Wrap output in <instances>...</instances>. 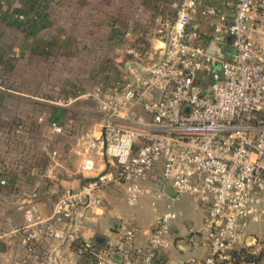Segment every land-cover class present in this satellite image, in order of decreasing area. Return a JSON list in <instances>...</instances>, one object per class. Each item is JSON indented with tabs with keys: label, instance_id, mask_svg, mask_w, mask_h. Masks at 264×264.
Here are the masks:
<instances>
[{
	"label": "built area",
	"instance_id": "1",
	"mask_svg": "<svg viewBox=\"0 0 264 264\" xmlns=\"http://www.w3.org/2000/svg\"><path fill=\"white\" fill-rule=\"evenodd\" d=\"M6 1L0 0L1 10ZM197 4L177 3L159 47L127 45L126 75L86 93L102 120L99 135L77 136L79 168L91 173L101 159L107 170L78 189L64 188L48 215L26 207L24 225L0 229V240L20 235L19 246L32 251L35 243L77 237L86 212L101 205L103 187L124 184L133 205L152 181L158 185L152 207L157 208L166 186L204 207L207 254L178 264H239L264 251V238L247 232L264 212V50L249 35L251 15L264 9V0H235L230 18L216 7L206 8L216 17L214 33L229 35L235 49L231 59L208 53L211 46L201 41L199 24L192 19ZM124 37H133L132 29ZM53 129L61 131L55 124ZM176 217L166 203L141 248L130 222L111 252L81 243L79 251L87 254L82 264H160L157 253L167 245ZM248 236L253 242H246Z\"/></svg>",
	"mask_w": 264,
	"mask_h": 264
},
{
	"label": "crops",
	"instance_id": "2",
	"mask_svg": "<svg viewBox=\"0 0 264 264\" xmlns=\"http://www.w3.org/2000/svg\"><path fill=\"white\" fill-rule=\"evenodd\" d=\"M53 1L55 0H7V8L3 11L0 9L2 230L24 225L23 210L30 205L34 206L38 214L48 215L64 188L78 189L84 180L107 170L101 159H96L95 170L88 174L82 173L76 139L83 130L90 131L95 136L100 131V123L93 119L94 112H99L96 105L90 109L79 107L81 102L93 101L86 93L99 83L107 84L115 80L112 76L100 78L83 69L82 62L87 57L84 49H92L94 42L89 41L84 45L82 25L79 29L73 28L72 24L71 27L66 25L64 16L67 13L60 7L69 0H56L61 1L58 8H54L56 5H52ZM109 1L110 6L107 5L105 13L113 17L111 19L128 9V6L116 7L117 0ZM234 1L198 0L192 19L199 24L203 43L211 47L215 44H229L226 31L214 33L216 17L208 15L206 8L216 7L230 18ZM146 2L147 0H143L141 5L138 4V10L146 11ZM97 8L91 13L97 14ZM81 9L76 4L74 13L71 14L74 19L89 15V11ZM19 14L24 16L22 20L14 17ZM111 19L104 26L107 31L105 44L109 49L118 47L124 50L129 44L116 37L121 29L118 22ZM10 21L12 23H8ZM95 29V32H102L100 27ZM6 32L12 33L10 40L6 39ZM132 32L131 41L142 36L140 29H132ZM91 35L98 39L99 34ZM249 35L264 50V9L259 8L252 13ZM143 38L150 46L156 47L153 37ZM54 63L58 64V68L52 70L48 77L46 66L51 65L53 69ZM35 64L41 65L42 73L36 72ZM24 65L26 73L24 70L20 71V66ZM5 66H10V75L3 74ZM7 77L9 86H4L1 81ZM22 81H26V88L22 87ZM35 82L40 85L37 93L34 89ZM81 112L84 114L80 117L78 113ZM137 112L142 113L139 107ZM53 124L60 126L61 131L56 132ZM144 187V194L133 205L128 202V191L124 184L110 183L103 187L98 192L102 199L101 205L86 212L77 237L72 235L63 240L35 243L32 251L19 246L20 235L0 240V264H82L87 254L79 251L81 243L87 242L96 250L111 252L127 222L132 223L136 230L135 245L144 247L153 222L166 203L172 204L177 217L171 223L167 245L157 253L158 262L178 264L194 257H204L208 250L202 235L204 207L191 195L165 193L158 198L157 208H154L149 202L155 196L158 185L148 181ZM247 232L264 238V212L258 221L248 226ZM257 257L255 261L239 264H264V251Z\"/></svg>",
	"mask_w": 264,
	"mask_h": 264
},
{
	"label": "rangeland",
	"instance_id": "3",
	"mask_svg": "<svg viewBox=\"0 0 264 264\" xmlns=\"http://www.w3.org/2000/svg\"><path fill=\"white\" fill-rule=\"evenodd\" d=\"M181 0H163V1H157V0H147L146 2V11L138 10V4L141 5L143 3V0H117L115 1L116 7L117 5H122L124 8L128 6V9H125V12L123 14H118L114 18L107 15L106 8L107 5L110 6L109 0H82V1H74L69 0L65 1L62 5L63 11L67 13L64 16V19L66 20V25L68 27H71L70 24H72L73 28L77 29L80 25L83 26L82 29V41H84V45L86 42L93 41V47L92 49H88V51H85L84 54L87 55L85 60L82 62V67L84 70H87L89 73H95L97 76H100V78H103L105 76L111 77H117L118 79H121L124 75H126V68H125V60L128 59L130 56L122 49L118 47H111L109 49L108 46H106V33L105 30V24L111 19L112 21H117L120 26V31L116 33V37L118 39L125 40L127 44H143L146 47H149L150 44L146 41V39H142V37H153L156 41V46L161 45V42L165 40L169 29L175 19V9L177 3H179ZM61 2V1H60ZM58 1H53L52 5H56L54 8H58L59 3ZM76 4H78L82 9L89 11L88 16H84L82 19L76 17L74 19L71 14L74 13L73 9H75ZM137 4V5H135ZM7 6V4H6ZM98 7V8H97ZM121 7V6H120ZM157 7V8H155ZM7 8V7H5ZM59 8V9H60ZM94 8H97V14H92V10ZM4 9H2L3 11ZM57 11L58 9H54ZM95 10V13H96ZM72 12V13H71ZM122 13V11H121ZM94 15V16H91ZM70 18H73V20H70ZM77 22H76V21ZM82 20V22H80ZM73 22V23H72ZM12 23V21L8 22ZM56 23V22H55ZM69 23V24H68ZM94 23L96 24L94 26ZM57 25V24H56ZM57 27V26H56ZM99 27L102 30V32L98 33L95 32V28ZM79 29V28H78ZM127 29H140L141 35L140 37H136L134 40H130V38L124 37V31ZM99 34L98 39L92 38L91 34ZM12 33L6 32L5 36L6 39L10 40L12 38ZM94 36V35H93ZM116 38V39H117ZM93 39V40H92ZM131 46V45H129ZM55 64V63H54ZM6 67V66H5ZM2 71L4 73H10V66L6 67ZM53 69L51 65L46 66L47 76L49 77L52 73L51 71L58 68V64L53 65ZM36 72H41V65L35 64ZM24 70L23 72L26 73V66H20V71ZM43 70V68H42ZM55 71V70H54ZM1 72V73H2ZM10 75V74H9ZM2 84L4 86L9 84L8 77L2 79ZM43 82V81H42ZM41 82V83H42ZM23 88H26V81L20 82ZM9 86V85H8ZM40 85H37V83H34V89H39ZM83 109H90L95 108V104L93 101L86 100V102H81L80 106ZM96 111V110H95ZM95 115L93 116V119L97 120L99 123L102 120V116L100 112H94ZM81 117L84 113H78ZM88 117H90L88 115ZM83 118V117H82ZM84 129V128H83ZM82 132H90L83 130ZM255 225V224H254Z\"/></svg>",
	"mask_w": 264,
	"mask_h": 264
},
{
	"label": "water",
	"instance_id": "4",
	"mask_svg": "<svg viewBox=\"0 0 264 264\" xmlns=\"http://www.w3.org/2000/svg\"><path fill=\"white\" fill-rule=\"evenodd\" d=\"M233 52H235V49L229 44L227 45L215 44L213 45V47L208 48V53L220 56L225 59H231L232 57L230 56V54ZM164 190L167 193L174 194V191L169 186H166ZM253 240H254L253 236H248L246 242L251 243L253 242Z\"/></svg>",
	"mask_w": 264,
	"mask_h": 264
},
{
	"label": "trees",
	"instance_id": "5",
	"mask_svg": "<svg viewBox=\"0 0 264 264\" xmlns=\"http://www.w3.org/2000/svg\"><path fill=\"white\" fill-rule=\"evenodd\" d=\"M112 77H114V76H112ZM114 80L116 81V80H118V78L114 77ZM257 258L258 257H256V258H248L247 261H255ZM236 264H238V263H236Z\"/></svg>",
	"mask_w": 264,
	"mask_h": 264
}]
</instances>
